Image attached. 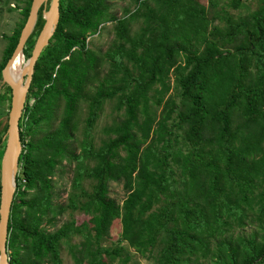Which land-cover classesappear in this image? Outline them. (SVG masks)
I'll list each match as a JSON object with an SVG mask.
<instances>
[{
	"label": "trees",
	"instance_id": "16d2710c",
	"mask_svg": "<svg viewBox=\"0 0 264 264\" xmlns=\"http://www.w3.org/2000/svg\"><path fill=\"white\" fill-rule=\"evenodd\" d=\"M31 1L6 37L0 81ZM134 1V10L117 18L109 0H59V21L35 62L19 120L8 264H63L62 243L73 264H128L130 248L154 264H264V0H254L257 9L246 16L226 18L224 28L212 25L197 0ZM229 5L239 8L242 0ZM48 7L38 11L25 60ZM107 22H114V40L96 54L86 40ZM104 61L109 69L99 78ZM170 79L177 101L170 95L163 101ZM151 91L155 105L163 103L158 119L149 108ZM10 97L4 85L0 160ZM106 101H115L122 116L95 148L87 135ZM81 102L87 117L78 156L69 142ZM79 159L93 165L78 168L74 192L65 205L55 203L56 167ZM83 179L93 182L90 191ZM110 182L122 184L121 203L109 198ZM66 210L89 220L48 231ZM116 219L121 230L112 241ZM249 225L256 230L238 233Z\"/></svg>",
	"mask_w": 264,
	"mask_h": 264
},
{
	"label": "rangeland",
	"instance_id": "374dc122",
	"mask_svg": "<svg viewBox=\"0 0 264 264\" xmlns=\"http://www.w3.org/2000/svg\"><path fill=\"white\" fill-rule=\"evenodd\" d=\"M27 0H0V63L3 57V50L7 44L6 37L10 36L13 31L18 28L22 21V15L20 10L25 6ZM200 4L204 5L207 9V16L212 20V25L220 28L227 26L225 22L226 18H232L236 20L239 17L246 16L255 9H257V2L254 0H242V5L239 8H233L229 5V0H211L212 5H208L209 0H197ZM110 13L115 17L120 18L125 14V10L133 11L136 7L134 0H109ZM141 25L140 21L131 24V31L135 32ZM114 22H107L102 24L100 30L97 34L87 38L86 43L89 49H91L96 54H103L106 49L114 40ZM109 69V65L104 61L99 68V78L104 77ZM25 79V77H24ZM170 90L165 94L163 101L170 95L176 101L178 100L176 96V90L174 89L173 79H170ZM95 87L94 83L91 87ZM158 88V86H157ZM157 100V94L155 91L150 92V103L149 108L152 113H154L156 119H158L161 110L163 108V103L160 105H155ZM115 101H106L102 106L99 116L94 122L92 129L87 135V139L91 141L93 146L97 148L103 140L107 138L105 134L106 127L111 126L113 123L121 119L122 111H116L114 109ZM6 106V105H5ZM4 110L5 107L0 105ZM87 117V105L81 102L79 105L77 117H76V130L73 133V139L69 142L70 150L75 154L80 156L82 154L81 142L85 139V119ZM55 125H53L54 127ZM43 129H39L38 136L43 134ZM5 146V141H4ZM4 151V149H3ZM93 161L88 159H79L78 161L63 160L58 164L55 169V173L52 176L53 187H54V202L58 204L65 205L67 202V197L71 192H74L72 188V178L77 172V169L85 166H92ZM93 182L88 179H83L81 181L82 187L90 191ZM78 192V191H77ZM108 196L109 198L115 200L117 203H121L125 197V191L123 190L121 183L110 182L108 185ZM74 220L76 224H81L84 221L89 220V216L83 214V212L75 210H66L65 213L57 219L56 226L54 228L48 227V231H53L60 227L63 223ZM120 222L119 220H114L110 228V238L115 241L120 235ZM252 230H256L255 225H249L244 228V230H237L238 233L242 235L249 234ZM237 233V232H236ZM79 241L78 237L71 240L70 243H77ZM131 259L128 264H154L151 259H146L141 257L133 249H129ZM60 257L63 264H73L72 259L68 253V245L62 243L60 247Z\"/></svg>",
	"mask_w": 264,
	"mask_h": 264
},
{
	"label": "water",
	"instance_id": "95a60500",
	"mask_svg": "<svg viewBox=\"0 0 264 264\" xmlns=\"http://www.w3.org/2000/svg\"><path fill=\"white\" fill-rule=\"evenodd\" d=\"M49 2L47 10L43 11L44 24L33 45L31 55L26 60L27 67L25 79L18 87L9 76L8 68L18 53H22L24 45L31 35L38 11L41 6ZM59 21V0H32L30 9L21 29L17 45L1 70L0 89L7 85L10 88V107L7 113V129L4 136L5 147L0 160V264H8L7 254L8 223L10 217L13 195L16 188V175L18 160L22 150L20 142L19 120L21 118L28 89L30 87L34 65L42 50L48 45Z\"/></svg>",
	"mask_w": 264,
	"mask_h": 264
},
{
	"label": "bare ground",
	"instance_id": "6f19581e",
	"mask_svg": "<svg viewBox=\"0 0 264 264\" xmlns=\"http://www.w3.org/2000/svg\"><path fill=\"white\" fill-rule=\"evenodd\" d=\"M26 62L27 61L25 60L23 54L18 53L8 68L10 78L16 83L18 87L22 84V81L25 77L27 67Z\"/></svg>",
	"mask_w": 264,
	"mask_h": 264
}]
</instances>
